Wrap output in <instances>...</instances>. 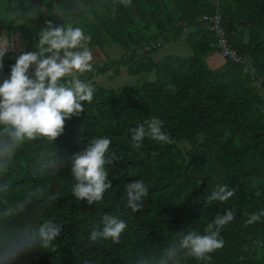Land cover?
Here are the masks:
<instances>
[{"label": "trees", "instance_id": "1", "mask_svg": "<svg viewBox=\"0 0 264 264\" xmlns=\"http://www.w3.org/2000/svg\"><path fill=\"white\" fill-rule=\"evenodd\" d=\"M6 3L15 19L38 10L45 23L81 27L91 36L89 48L103 53L118 45L124 50L80 76L94 88L93 100L65 121L55 141L25 142L0 169V251L16 240L33 242L31 251L11 264H133L138 256L158 255L179 232L203 234L206 224L228 209L235 219L221 232L224 247L207 264H264V218L246 225L250 214L264 210V0ZM217 11L230 47L251 63L255 75L230 61L217 69L209 65L218 37L199 20ZM39 32L31 41L34 51ZM159 39L161 46L153 47ZM180 41L192 49L190 56L155 61L154 52ZM18 57L5 52L0 84ZM123 68L130 76L154 73L155 80L117 92L96 84L99 76L119 78ZM152 117L162 121L173 143L146 138L134 149L131 130ZM102 136L111 139L109 150L119 160L105 166L112 188L101 202L88 204L71 194L70 164L57 168L52 160L81 152ZM138 180L148 195L141 210L133 212L126 206L125 188ZM218 185H227L234 195L226 202H208ZM105 213L127 222L119 244L88 239ZM50 220L60 227L54 251L43 249L38 235ZM182 264L199 262L188 257Z\"/></svg>", "mask_w": 264, "mask_h": 264}, {"label": "clouds", "instance_id": "2", "mask_svg": "<svg viewBox=\"0 0 264 264\" xmlns=\"http://www.w3.org/2000/svg\"><path fill=\"white\" fill-rule=\"evenodd\" d=\"M37 11L33 12L34 16ZM90 41L91 36L81 27L56 26L49 20L39 32L36 51L21 52L11 66L9 78L0 84V169L6 167L25 142L40 138L49 143L55 141L62 134L65 121L85 111L84 102L91 103L95 90L80 79L81 75L92 71L95 57L88 47ZM7 47V42H0V60ZM31 66L34 72L29 73ZM131 132L132 147L136 150L146 138L162 145L173 143L158 117H152ZM111 143L108 136L92 138L83 151L53 158L54 167L70 164L71 194L76 200L88 204L101 202L105 192L112 188L105 166L119 157L109 150ZM234 193L235 190H229L227 185H218L207 200L226 202ZM147 195L148 188L142 180L128 183L125 188L127 208L140 211ZM262 218L264 210L252 213L246 225L260 222ZM234 219V210L228 209L208 222L203 234L195 230L179 232L177 239L158 255L138 256L133 264H182L188 257L199 264H207L212 259L211 254L224 247L221 232ZM127 227V222L119 216L105 213L99 224L90 229L88 239L119 244ZM38 235L40 246L54 251L53 242L60 235V227L47 221L39 228ZM32 243L29 239L14 241L6 251H0V264H11L27 254Z\"/></svg>", "mask_w": 264, "mask_h": 264}, {"label": "rangeland", "instance_id": "3", "mask_svg": "<svg viewBox=\"0 0 264 264\" xmlns=\"http://www.w3.org/2000/svg\"><path fill=\"white\" fill-rule=\"evenodd\" d=\"M6 0H0V42H7V51L18 48L20 43L21 50L18 51V56L21 52H30V43L33 36L46 27V23L43 21L40 12H37L34 16H24L19 19H15L16 13L13 10L8 11L6 9ZM23 11V10H22ZM21 11V12H22ZM20 12V13H21ZM38 17L41 20H38ZM93 52L95 57L94 65H102L107 58L120 57L122 48L118 45H110L104 49L101 53L100 59H98L99 51L97 48H89ZM190 48L182 42H170L163 45L156 52L153 53V58L158 61L166 57H188L191 55ZM34 52V50H33ZM109 61V60H107ZM34 72V66H31L29 73ZM119 78H110V75L99 76L95 79L96 84L109 91H120L128 87H138L147 82H153L155 80V74H143L140 76H130L123 71Z\"/></svg>", "mask_w": 264, "mask_h": 264}, {"label": "built area", "instance_id": "4", "mask_svg": "<svg viewBox=\"0 0 264 264\" xmlns=\"http://www.w3.org/2000/svg\"><path fill=\"white\" fill-rule=\"evenodd\" d=\"M199 21L209 23L211 31L216 33L218 37V51L222 59L242 65L245 67V72L255 75V68L251 63L230 47L226 31L223 27V18L219 11L212 16H203ZM161 43V39H159L153 47H159Z\"/></svg>", "mask_w": 264, "mask_h": 264}, {"label": "crops", "instance_id": "5", "mask_svg": "<svg viewBox=\"0 0 264 264\" xmlns=\"http://www.w3.org/2000/svg\"><path fill=\"white\" fill-rule=\"evenodd\" d=\"M38 20H41V18L38 17ZM180 42H182V41H180ZM182 43H184V42H182ZM184 44H185V43H184ZM185 45H186V44H185ZM29 48H30V52H33L32 43H30ZM19 49L21 50L20 43L18 44V48H17V49H14V52H15L17 55H18V51H19ZM190 50H192V49H190ZM11 51H13V50H11ZM97 53H98V59H100L101 52H100V51H97ZM123 54H124V50L122 49L121 55H123ZM94 61H95V60H94ZM94 61H93V62H94ZM155 61H156V60H155ZM158 61H159V60H158ZM224 62H225L224 59L221 58V56H220V54H219L218 51H215V52H214V53L208 58V63H209V65H210L212 68H214V69L219 68ZM94 63H95V62H94ZM123 71H126V74H129L127 68H123V69H122V73L124 74Z\"/></svg>", "mask_w": 264, "mask_h": 264}, {"label": "bare ground", "instance_id": "6", "mask_svg": "<svg viewBox=\"0 0 264 264\" xmlns=\"http://www.w3.org/2000/svg\"><path fill=\"white\" fill-rule=\"evenodd\" d=\"M209 16V15H208Z\"/></svg>", "mask_w": 264, "mask_h": 264}]
</instances>
